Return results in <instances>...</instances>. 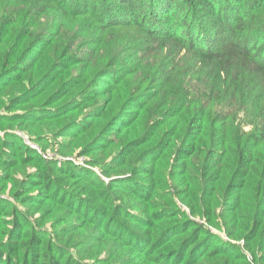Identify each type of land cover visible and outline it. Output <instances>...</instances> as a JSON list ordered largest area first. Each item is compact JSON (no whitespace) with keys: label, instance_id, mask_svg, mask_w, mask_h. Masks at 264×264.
Listing matches in <instances>:
<instances>
[{"label":"trees","instance_id":"16d2710c","mask_svg":"<svg viewBox=\"0 0 264 264\" xmlns=\"http://www.w3.org/2000/svg\"><path fill=\"white\" fill-rule=\"evenodd\" d=\"M0 131V264H264V0H0Z\"/></svg>","mask_w":264,"mask_h":264},{"label":"rangeland","instance_id":"374dc122","mask_svg":"<svg viewBox=\"0 0 264 264\" xmlns=\"http://www.w3.org/2000/svg\"><path fill=\"white\" fill-rule=\"evenodd\" d=\"M11 130H13L15 132V134L23 140H24V138H23L24 136L29 137L27 132H25L20 127H16L15 125H13L11 127ZM0 133H2V131H0ZM31 143H34V142H31ZM82 165L98 170L97 166H95L93 164L90 165L89 162H86V163L82 162ZM11 186H13L12 183L7 184L6 192L9 190V188ZM177 202L179 203V201H177ZM182 208L183 209L185 208L186 211L188 212L187 208L184 205H182ZM195 219H197L199 222H203V220L200 219L198 216L195 217ZM53 221L54 220H52V219L45 221L46 226L55 225V226H58L60 228L63 226L66 227L65 225L71 224L72 228H73V232H72L71 236H74V238H75V235L77 233V228L79 227V225H77L74 217H71V216L68 217L66 221H64L62 223H58L59 225L55 224ZM86 229L88 230L89 234H93V235L96 234V231L90 230L88 226ZM210 230L215 232L217 235L221 236L224 240L229 241L228 236L223 232L222 229L218 230V229L211 227ZM85 233H86V230H84V229L82 231H78V236H77V238H75V240L82 237L83 234H85ZM98 238L99 239L93 238L92 244L87 242V243H84L78 247V249L81 250V251H78L79 257L86 258L87 264H146L141 259L133 258L135 255H133L132 253H129L126 251L124 253H122L119 249H116L114 242L111 239H104L103 237H98ZM97 241L100 242V245L103 244V246L98 245L96 243ZM220 243H221V240L219 238V244Z\"/></svg>","mask_w":264,"mask_h":264},{"label":"built area","instance_id":"2783aa9c","mask_svg":"<svg viewBox=\"0 0 264 264\" xmlns=\"http://www.w3.org/2000/svg\"><path fill=\"white\" fill-rule=\"evenodd\" d=\"M23 138H24V141H25L28 145H30L32 148H34V149H38V146H37L36 144H34V143H31L27 136H24ZM42 155H43V157H53V154L50 153V152L44 153V154H42ZM65 159H67V160H74V159L71 158V157H65ZM75 162H77V161H75ZM77 163H79V164L82 165V161H81V160H80L79 162H77Z\"/></svg>","mask_w":264,"mask_h":264}]
</instances>
